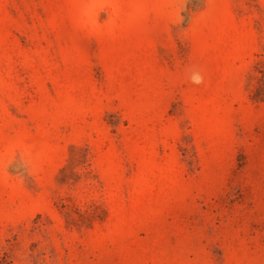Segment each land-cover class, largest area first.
I'll return each mask as SVG.
<instances>
[{
  "label": "rangeland",
  "instance_id": "rangeland-1",
  "mask_svg": "<svg viewBox=\"0 0 264 264\" xmlns=\"http://www.w3.org/2000/svg\"><path fill=\"white\" fill-rule=\"evenodd\" d=\"M0 264H264V0H0Z\"/></svg>",
  "mask_w": 264,
  "mask_h": 264
}]
</instances>
